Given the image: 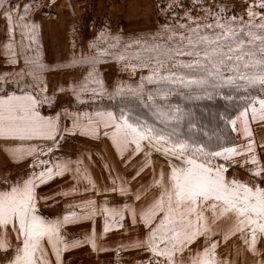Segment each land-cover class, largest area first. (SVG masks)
<instances>
[{"label": "snow or ice", "instance_id": "obj_1", "mask_svg": "<svg viewBox=\"0 0 264 264\" xmlns=\"http://www.w3.org/2000/svg\"><path fill=\"white\" fill-rule=\"evenodd\" d=\"M0 9H3L10 36L14 32L15 15L17 21H24L17 24L21 29L22 40L27 37L31 42H36L39 26L28 22L31 4L26 3L21 10L18 4L6 7L5 0H0ZM205 11L211 23L201 24L198 20L186 17L190 23L165 27L162 35L157 33L151 39L136 40L131 44L120 45L118 37L113 38V43H108L104 34H101L99 39L104 41L106 47L90 44L94 55L73 60V64L90 66L85 82L78 88H72L78 102H83L82 93H90L93 97L105 94L95 66L106 57L117 60L133 72L138 68L149 70V75L141 77L135 87H118L110 95L126 94L134 97L143 108L151 110L161 126L149 123L148 120L133 115L131 109L125 108H121L119 114L113 111L83 114L87 121L83 126V134L98 135L101 126L111 129V132L105 131L104 135L111 139L121 156L132 145L133 156L138 155L144 150L142 142H147L149 147L158 152L162 150L165 156H171L180 162L171 165L166 179L161 172L160 178L154 181L160 189L158 196L139 212L128 204L121 208L108 207L107 202L98 209L94 200H86L82 202V206L77 205L81 207L80 213L71 211L58 219H47L39 215L36 189L54 176H62L71 171L73 163L70 160L53 162L39 159L41 155L46 156L52 152L58 138L60 120L59 114L55 117L45 116L40 111V105L45 102L51 106L48 96H40V93L47 91V85L41 76L46 65L38 59L29 61L25 58L31 82H23L25 74L21 72L17 80L18 84L23 82L21 94L6 93L0 89V138L13 141H53V146L46 149L32 144L6 149L15 161L31 157L34 161L32 167L42 169L39 172L33 171L23 182L0 190V250L7 253L12 247L7 240L9 228L16 233L19 242L9 264H52L45 241L55 255L56 264H61V253L69 248L88 243L96 250L94 230L84 240L69 242L62 235V229L80 220L92 219L98 212H103L106 216L105 233L110 229L109 219L122 227L120 221L124 219L126 212L131 214L133 223L137 222L139 215V219L149 229L148 235L144 241H136L129 246L145 248L152 254L153 264H160V259L157 258H163L166 264H176V254H182L201 237L204 238V243L190 255V264H230L227 259L218 257L216 250L219 241L213 239L217 235L213 225L229 215L234 217V221L224 233V240L241 233L240 238L247 250L253 256L261 255L257 243L260 237H264V187L237 179L229 180L225 176L228 170L226 164L217 166L212 161L222 158L228 162L245 153H253L249 118L253 122H264V0L249 3L246 19L243 16L227 15L226 10L221 7L214 13L211 10ZM5 49L10 55L9 62L16 64L13 44H6ZM129 49L134 50V55L127 54ZM2 80L3 77H0V81ZM92 84L96 87H90ZM147 85L155 87L147 89ZM174 86L190 89L192 92L202 91L208 99L212 98L211 92L220 89L243 93L238 96L242 107L235 118H226V123L231 126L232 132H236L239 121L240 130L248 141L246 148L221 147L220 150L213 151L203 143L197 144L178 137L175 128H170L171 122L179 123L188 114L178 106L172 107L161 101V97L167 100L174 91ZM224 98L232 100L234 96ZM76 126H79V117L74 122V127ZM148 155L150 153H146V157ZM247 162L258 166L253 175L260 177L264 167L259 166L257 157L252 155ZM148 163L150 161L146 159L145 164L136 172L137 176ZM76 164V171L79 172L82 161H77ZM83 176L91 188H95L86 170ZM113 184L115 185V181ZM117 190L121 195L129 194V189L123 184L118 189L115 186L111 189L113 192ZM69 194L70 192L63 193ZM140 198L137 193L135 199ZM257 264H264V260H258Z\"/></svg>", "mask_w": 264, "mask_h": 264}, {"label": "rangeland", "instance_id": "obj_2", "mask_svg": "<svg viewBox=\"0 0 264 264\" xmlns=\"http://www.w3.org/2000/svg\"><path fill=\"white\" fill-rule=\"evenodd\" d=\"M253 2L255 0H5L6 7H14L18 4L21 10L26 3L31 4L28 22L37 24L39 28L35 43L27 37L22 40L21 29L17 27V24H22L24 21H17L14 15V32L10 36L8 24L4 18L5 30L0 32L1 42L4 43L3 53H0V77H3V80L0 81V89L6 93L21 94L22 83L31 82L28 76L29 67L24 62L25 58L29 61L38 59L46 65L41 76L47 85V91L40 93V96L42 98L46 95L51 99V106L47 102L40 105L42 112L51 113L59 108L81 109L90 112L113 109L119 114L120 109L125 108L126 110L131 109L133 115L146 119L149 123H156L159 127L161 125L157 123L151 110L143 108L134 97L126 94L110 95L118 87H135L141 77L149 75L148 69L138 68L133 72L131 69L123 67L117 60L106 57L95 66L99 73L98 78L103 82L105 94L93 97L90 93H82L81 100L83 102H78L72 88H78L85 82L84 78L90 71V66L88 64H73V60L79 59L81 56L94 55L90 44L106 47L104 41L99 39L101 34H104L108 43H113V38L118 37L120 45L131 44L136 40L151 39L157 33L162 35L165 27L190 23L186 17L198 20L201 24L211 23L212 21L208 18L205 10H211L214 13L218 7L225 9L227 15L243 16L246 19L249 3ZM0 13L3 14V9H0ZM8 43L13 44L16 52V64L9 62L10 55L5 49V45ZM127 54L134 55V50L129 49ZM21 72L25 75L23 82L18 84V74ZM90 87H96V85L92 84ZM154 87V85L146 86L147 89ZM211 94L212 98L208 99L206 93L202 91L192 92L190 89L174 86V91L167 97V100L161 97V101L172 107L178 106L188 114L179 123L171 122L170 128H175L178 137L197 144L203 143L210 150H216L229 145L232 141L226 118L231 117L242 107L238 96L243 93L220 89L211 92ZM228 95H233L234 98L232 100L225 99L224 97ZM62 150L61 146L58 150L54 144L52 152L46 156L41 155L39 159L53 162L62 160V154H60ZM33 163V159L27 163L17 165L14 163L9 170L0 175V190L23 182L33 171L42 170L34 169ZM212 163L216 165L215 161ZM234 174L231 170L227 171L225 176L229 180L235 178L253 185V180L246 175ZM55 183L56 179L51 183L42 184L36 189L38 214L47 219L62 218L73 210L69 211L67 206L63 208L62 205L64 202L71 203L69 196L63 195L60 204L57 205V194H52L50 191L47 192V195L43 193ZM225 219V232H227L232 226L234 217L229 215ZM111 227L114 231L119 230L117 224H113ZM146 229L145 227L140 229L124 228V232L117 234L116 240L111 244L100 241L97 234L96 250H93L88 243H84L80 247L69 248L61 253V264H153L152 254L145 248L129 246L132 244L129 239L136 237L134 230L143 234ZM223 229L218 228L217 223L213 225V230L217 232L213 239L219 241L216 250L219 258L227 259L230 264H257L258 260H264V244L260 243V241L264 242V237H260L258 240L257 249L261 255L257 257L247 250V246L240 238L241 233H237L225 241ZM92 232V227L67 228L66 226L62 229V235L69 242L84 240ZM124 233H128L130 237H124ZM7 240L12 247L7 253L0 250V264H9L14 249L19 243L16 233L11 228L7 232ZM203 243L204 238L201 237L182 254L177 253L176 264H190V255L199 250ZM45 247L48 249L49 260L52 264H56L55 255L52 254L46 241ZM157 259H160V264H166L163 258Z\"/></svg>", "mask_w": 264, "mask_h": 264}, {"label": "crops", "instance_id": "obj_3", "mask_svg": "<svg viewBox=\"0 0 264 264\" xmlns=\"http://www.w3.org/2000/svg\"><path fill=\"white\" fill-rule=\"evenodd\" d=\"M4 18L3 14L0 13V32L5 30L6 22L4 21ZM3 49L4 43L1 42L0 53H3ZM40 111L42 115L45 116L55 117L57 114L60 115V120L58 121V138L55 141L56 148L59 150V146H61L63 149L62 152H60V154H62V160H70L73 162L71 166L72 170L65 172L62 176H54L47 183H51L55 179L56 183L44 190L43 193L47 195V192L50 191L52 194H57V205H59L61 198H63V193L70 192L67 196H69L71 203L64 202L62 204L64 206L63 208H66L65 206H67L69 211L73 209L72 211L80 213L81 207H77V205L82 206L83 201L94 200L96 202L95 206L98 209L102 208L105 202H107L108 207L121 208L125 204H128L139 212L140 209L145 208L155 197L158 196L160 189L155 185L154 181L160 178L161 172H163L166 179L170 174L171 165L180 163L171 156H165L162 150L158 152L154 148L149 147L147 142H142L144 150L138 155L133 156L134 145H132L129 150L124 151L123 156H121V154L117 152L111 139L104 135L105 131L111 132V129H105L103 126L98 129V135L93 136L90 134H83V126L87 123L83 114H94L95 112L81 109L65 110L60 108L51 113H44L41 109ZM103 111H113L117 114L113 109H106ZM236 114H238V112ZM235 115L232 118H235ZM77 117H79V126L74 127V122L77 120ZM228 127L232 141L229 145L223 147L245 149L248 141L245 140L243 133L240 130L239 121L237 122L236 132L231 131L230 125ZM249 127L252 132L254 144L253 153H245L244 155L237 156L228 162H225L222 158H216L213 161H215L217 166L225 163L228 172L232 170L233 175H235L234 173L238 176L246 175L249 179L253 180V185H256V182H258L260 187H264V172L261 173L260 177L254 176L253 172L258 166L247 162L252 155H255L259 161V166L264 167V122H253L249 118ZM28 144L39 145L41 148L46 149L48 146H53V141H13L0 138V175L6 170H9L14 163L17 165L32 160L31 157H27L17 162L13 159L11 154L6 151L8 148L19 147L21 145L26 146ZM220 148L213 151H218ZM146 153H150V155L146 157ZM146 159L149 160L150 163H148L143 171L140 172V175L137 176L136 172L145 164ZM77 161H82V164L79 165V172L76 171ZM85 170L94 182L95 188H91L88 181L84 179L83 173ZM133 177H135V179H133ZM113 181H115V185L113 184ZM121 184L129 189L128 195H121L118 190L115 192L111 191L114 186L118 189ZM72 189H75V191H71ZM137 193H139L141 197L139 200L135 199ZM71 205L73 206L72 208L70 207ZM105 219V214L103 212H98L92 219L80 220L77 223L67 225V228L92 227L95 231V235L98 234L99 240L105 244L114 243L117 237L116 235L124 232V228H147L146 232L143 234L134 230L136 231L134 233L136 237L129 239L131 243L144 241L148 235L149 229L143 221L139 219V215L137 216V222L133 223L131 214L126 212L124 219L120 221V224L123 226L121 227L117 224L118 231L112 230L111 225L113 226V223L109 219V223L112 224H110V229L107 233L104 231ZM217 225L220 229L224 228V233L226 227L225 217L221 218L217 222ZM88 236L89 235L86 237ZM123 236L127 238L130 237L128 233H124ZM260 243L264 244L263 241H260Z\"/></svg>", "mask_w": 264, "mask_h": 264}, {"label": "trees", "instance_id": "obj_4", "mask_svg": "<svg viewBox=\"0 0 264 264\" xmlns=\"http://www.w3.org/2000/svg\"><path fill=\"white\" fill-rule=\"evenodd\" d=\"M236 113H237V112H236ZM236 113H235V114H236ZM235 114H233V115L231 116V118H232Z\"/></svg>", "mask_w": 264, "mask_h": 264}]
</instances>
